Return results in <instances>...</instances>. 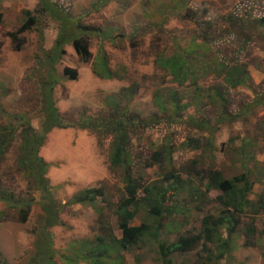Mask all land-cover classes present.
Here are the masks:
<instances>
[{
  "label": "rangeland",
  "instance_id": "obj_1",
  "mask_svg": "<svg viewBox=\"0 0 264 264\" xmlns=\"http://www.w3.org/2000/svg\"><path fill=\"white\" fill-rule=\"evenodd\" d=\"M51 1L77 25L104 35L81 37L91 52L87 62L72 45L65 47L53 98L68 127L44 134L40 86L46 74L41 66L44 49H52L61 25L38 0H0V139L15 131L0 158V195H14L23 206L13 209L0 202V264H31L44 229L54 264H167L160 243L169 246L199 233L204 217L219 214L220 192L209 184L212 172L230 180L249 170L254 183L249 200L256 205L264 198V0ZM203 42L205 48L196 47ZM191 45L204 56L192 65L202 79L177 87L159 61ZM101 47L110 79L94 73L102 68ZM219 64L239 69L233 73L238 77L225 82V74L217 73ZM66 69L76 78L66 77ZM239 77L244 84H238ZM131 87L135 91H128ZM199 87L204 93L197 98ZM158 98L180 109L163 110ZM190 117L212 131L196 128ZM123 121L131 164L127 173L143 185L129 208L136 211L130 225L159 228L158 239L148 233L128 250L88 257L90 250L102 249L100 239L122 238L127 173L111 159L115 129ZM25 132L45 137L39 156L49 164L45 178L59 211L56 226L47 225L42 209L49 193L21 170ZM91 188L104 195L95 203H77L75 197ZM147 188L155 197L165 194L160 216L147 205ZM223 233L227 236L226 229ZM208 247L212 253L201 247L168 259L172 264H264V213L247 210L224 257L215 245Z\"/></svg>",
  "mask_w": 264,
  "mask_h": 264
},
{
  "label": "trees",
  "instance_id": "obj_2",
  "mask_svg": "<svg viewBox=\"0 0 264 264\" xmlns=\"http://www.w3.org/2000/svg\"><path fill=\"white\" fill-rule=\"evenodd\" d=\"M42 5V8L50 13L52 18L61 25V30L58 33L54 45L51 50L44 49V56L46 62L41 66V71L44 70L45 82L40 86V97L42 98V111L45 116V121L43 124L44 134L50 133L53 129H65L68 125H65L61 115L56 108V104L53 98L54 89L61 81L60 77L57 75L56 66L61 61L62 57L66 54L65 47L72 45L77 52L86 62L91 57V52L88 48V43L81 41V37L87 35L88 37H102L104 34L100 33L97 29L84 28L77 25L75 19H72L68 14H66L58 5L52 3L51 0H38ZM30 18V24H34L35 20L31 16V13H27ZM263 21V20H262ZM108 40V38H107ZM205 42L202 45L194 46L203 49L205 48ZM191 45V49L181 48L178 51V55H173L171 57H164L160 60V65L162 70L171 77L172 84L177 87L184 86L186 81L197 82L202 79L199 70H193L194 67L198 66L200 63V58H204L203 55L197 52L196 48ZM21 48L19 45L18 50ZM99 57L102 61V68L100 71L94 70V73L99 74L103 79H110L113 77V73L108 66V61L106 60V52L101 47L99 51ZM192 65L194 66L192 68ZM218 67V74H225V82H232L233 78H237L233 73L239 69L229 68L225 64L216 65ZM202 70L206 69L205 67L201 68ZM207 70V69H206ZM207 74V73H206ZM205 74V75H206ZM66 77L69 76V79H75L77 73L75 71H70L69 69L65 70ZM240 79V77H239ZM245 81L243 78L238 80V84H244ZM197 90V98L201 97V94L204 93L201 87ZM128 91H135L132 87L128 88ZM174 91V90H172ZM133 95L136 93H132ZM161 95H159L160 97ZM221 100L226 105L225 96L220 95ZM115 99V98H114ZM113 99V100H114ZM159 99V100H158ZM158 104L163 110L171 109L177 107L180 109V105L172 102H164L162 99L158 98ZM163 101V102H162ZM184 106L183 109H185ZM182 111V110H181ZM173 115L176 112L172 111ZM173 118V116H172ZM189 120L192 121L194 126L202 130L212 129L209 125H205L197 121L195 118L190 117ZM235 120V118H232ZM176 122L175 120H172ZM110 122H113L110 120ZM123 122L118 123L115 131H117V137L114 139V151L112 154L113 164L117 168H124L123 170L127 173L131 171L130 163L126 156V142L127 135H123ZM80 128H87L86 125L80 126ZM122 131V133H121ZM6 132V131H3ZM2 135L0 139V158L4 156L8 148H10L11 141L14 139L15 131L11 132L9 135ZM212 135V133H211ZM23 142L21 147V157L20 165L21 170L26 174H31L34 178L35 184L38 187L44 188L48 193L49 185L48 180L45 178V174L49 168V164L45 162L40 156V148L44 145L45 137L39 134L31 135L29 132L23 133ZM195 144H199L198 141H195ZM247 151V150H246ZM250 153L246 152L245 159L250 158ZM158 154H156V157ZM133 174L127 173V199L123 201L121 206V221L120 229L122 231L121 239H114L113 241L104 242L100 239V248L102 249H93L89 251V254L86 256L91 257L90 254H95L94 257L97 259L101 256L108 255L111 250L125 251L128 250L131 246H134L136 243L141 241L146 234H150L156 241L158 239L159 228H155L152 231V228L148 226L147 223H143L140 226H131L130 222L133 221L136 217V211H133L130 208L131 203H134L138 199V190L143 186L134 182L132 179ZM210 187L215 191L220 192L217 202L220 203L221 208L218 215H208L203 218L201 222V229L199 233L189 234L188 236L181 237L176 243H173L169 246L164 244L159 246L160 255L167 264H172L168 259L171 255L175 253H187L191 251H200L199 248H203L201 251H207L212 253L208 245L213 244L219 252V257H224L229 250L230 238L234 235L237 228L240 225L241 217L247 213V210H251L253 215H257L259 212L264 213V198H260L259 202L252 204L249 200V196L252 193L254 183L250 179V171L246 170L245 173L236 176L233 179L227 180L224 179L221 173L212 172L210 178ZM45 191V193H46ZM149 195L145 197L148 207L152 214L160 216L162 209L164 208V203L166 201L165 194H162L160 197H155L149 188L146 189ZM47 194V193H46ZM50 194V195H49ZM47 194L42 203V209L47 216V225L56 226L60 224L58 221L59 211L56 207V202L52 197L51 193ZM104 194L100 189H87L84 192L80 193L75 197L77 203H95L96 197H102ZM0 202L7 204L9 208H21L22 203L19 200H16L15 196L11 197L1 196ZM255 205V206H254ZM254 206V208H252ZM24 212V211H22ZM3 213H0V217L3 216ZM24 217L23 220H25ZM226 229L227 236H224L223 230ZM249 232H254V229H250ZM50 237L47 236L45 229L39 237L37 244V255L31 262V264H54L53 262V251L51 250V245L49 244ZM49 257V258H46ZM70 262V260H69Z\"/></svg>",
  "mask_w": 264,
  "mask_h": 264
}]
</instances>
